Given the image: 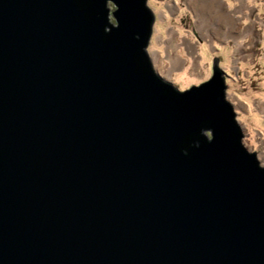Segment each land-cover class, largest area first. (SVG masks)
I'll return each instance as SVG.
<instances>
[{
  "label": "water",
  "instance_id": "water-1",
  "mask_svg": "<svg viewBox=\"0 0 264 264\" xmlns=\"http://www.w3.org/2000/svg\"><path fill=\"white\" fill-rule=\"evenodd\" d=\"M110 1L115 23L108 0H0V264H264V167L217 58L176 88L147 0Z\"/></svg>",
  "mask_w": 264,
  "mask_h": 264
},
{
  "label": "rangeland",
  "instance_id": "rangeland-1",
  "mask_svg": "<svg viewBox=\"0 0 264 264\" xmlns=\"http://www.w3.org/2000/svg\"><path fill=\"white\" fill-rule=\"evenodd\" d=\"M204 2L147 0L155 17L146 53L152 67L180 90L208 79L215 56L241 142L264 167V0ZM108 6L115 23V5L108 0Z\"/></svg>",
  "mask_w": 264,
  "mask_h": 264
},
{
  "label": "bare ground",
  "instance_id": "bare-ground-1",
  "mask_svg": "<svg viewBox=\"0 0 264 264\" xmlns=\"http://www.w3.org/2000/svg\"><path fill=\"white\" fill-rule=\"evenodd\" d=\"M201 1V3H202V5H204L205 4V2H204V0H200ZM214 2V1H213ZM212 3V2H211ZM208 6V5H207ZM211 6V5H210ZM211 8V7H210ZM110 9V8H109ZM110 13V10L108 11V14Z\"/></svg>",
  "mask_w": 264,
  "mask_h": 264
},
{
  "label": "trees",
  "instance_id": "trees-1",
  "mask_svg": "<svg viewBox=\"0 0 264 264\" xmlns=\"http://www.w3.org/2000/svg\"><path fill=\"white\" fill-rule=\"evenodd\" d=\"M207 134H209V132H207Z\"/></svg>",
  "mask_w": 264,
  "mask_h": 264
},
{
  "label": "flooded vegetation",
  "instance_id": "flooded-vegetation-1",
  "mask_svg": "<svg viewBox=\"0 0 264 264\" xmlns=\"http://www.w3.org/2000/svg\"><path fill=\"white\" fill-rule=\"evenodd\" d=\"M110 13H111V12H110ZM110 13H109V14H110Z\"/></svg>",
  "mask_w": 264,
  "mask_h": 264
}]
</instances>
